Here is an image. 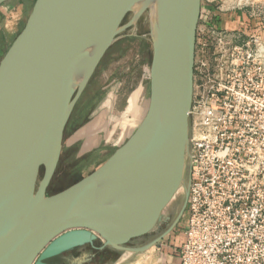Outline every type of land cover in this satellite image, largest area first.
I'll list each match as a JSON object with an SVG mask.
<instances>
[{"label":"water","instance_id":"water-1","mask_svg":"<svg viewBox=\"0 0 264 264\" xmlns=\"http://www.w3.org/2000/svg\"><path fill=\"white\" fill-rule=\"evenodd\" d=\"M147 13L152 61L143 121L100 168L49 195L79 99L106 53ZM201 14L202 0H35L0 61V264L139 255L175 230L190 196ZM182 189L171 221L164 211Z\"/></svg>","mask_w":264,"mask_h":264},{"label":"built area","instance_id":"built-area-1","mask_svg":"<svg viewBox=\"0 0 264 264\" xmlns=\"http://www.w3.org/2000/svg\"><path fill=\"white\" fill-rule=\"evenodd\" d=\"M257 16L249 32L199 25L180 264H264V5Z\"/></svg>","mask_w":264,"mask_h":264},{"label":"rangeland","instance_id":"rangeland-1","mask_svg":"<svg viewBox=\"0 0 264 264\" xmlns=\"http://www.w3.org/2000/svg\"><path fill=\"white\" fill-rule=\"evenodd\" d=\"M34 2L14 0L4 6L11 10V14H16L21 8L29 15ZM257 2L264 4V0ZM132 15H128L125 23ZM12 19L4 18L0 21V61L24 29V23L18 29L13 27L10 22ZM200 25L203 28L204 24ZM149 32L147 13L140 20L136 32L129 30L127 37L115 43L104 56L68 123L62 156L48 190L49 195L71 187L100 168L130 139L143 121L150 101L152 45ZM184 194L183 189L177 193L165 209V217L177 215L184 202ZM187 222L188 213L183 219L180 232L166 239L182 238ZM140 258L131 253L122 256L113 253L106 261L125 262Z\"/></svg>","mask_w":264,"mask_h":264},{"label":"crops","instance_id":"crops-1","mask_svg":"<svg viewBox=\"0 0 264 264\" xmlns=\"http://www.w3.org/2000/svg\"><path fill=\"white\" fill-rule=\"evenodd\" d=\"M203 1H206L205 4ZM202 0V14L200 24L218 22L221 28L226 29L229 33L235 34L240 32H249L256 29L262 24L263 18L257 16L259 8L263 7L257 0ZM243 2V4H241ZM10 9L4 5L0 7V21L8 18L12 21L11 25L16 29L24 23L26 25L29 15H26L25 9L19 8L16 14H11ZM15 15V16H14ZM13 16V17H12ZM175 240H178L175 242ZM180 240V242H179ZM182 238L165 239L158 246L151 250L137 255L140 259L121 262L120 260L102 261L99 258L92 264H180L178 256L179 243ZM179 242V243H178ZM107 251L105 253H108ZM114 253V252H110ZM102 254V253H101ZM118 254L119 256L122 254ZM124 254V253H123Z\"/></svg>","mask_w":264,"mask_h":264},{"label":"flooded vegetation","instance_id":"flooded-vegetation-1","mask_svg":"<svg viewBox=\"0 0 264 264\" xmlns=\"http://www.w3.org/2000/svg\"><path fill=\"white\" fill-rule=\"evenodd\" d=\"M186 213H187V211H186ZM186 213H185V215L183 216V218L181 219L179 225L175 228V230H174L169 236H171L172 234H176V233L180 232V227H181V224H182V222H183V219H185ZM175 217H176V216H175ZM175 217H169V218H170L171 221H173V220L175 219ZM169 223H170V222H169ZM169 223L167 222V223L163 224V225H162V228H161L160 230H158L157 232H155L153 236H156V235H158L159 233H162L164 230H166V229L169 227ZM169 236H168V237H169ZM168 237H167V238H168ZM180 238H181V237H180ZM176 239H177V238H176ZM176 241H178V240H175V242H176Z\"/></svg>","mask_w":264,"mask_h":264},{"label":"trees","instance_id":"trees-1","mask_svg":"<svg viewBox=\"0 0 264 264\" xmlns=\"http://www.w3.org/2000/svg\"><path fill=\"white\" fill-rule=\"evenodd\" d=\"M181 243H179V245H180ZM111 254H113V253H110V252H108V253H102L101 255H100V259L102 260V261H106L108 258H109V256L111 255Z\"/></svg>","mask_w":264,"mask_h":264}]
</instances>
